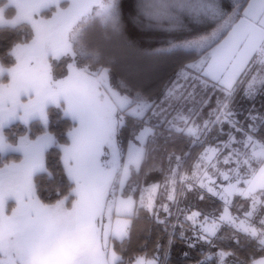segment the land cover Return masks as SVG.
I'll use <instances>...</instances> for the list:
<instances>
[{"label":"snow or ice","instance_id":"6c2138e0","mask_svg":"<svg viewBox=\"0 0 264 264\" xmlns=\"http://www.w3.org/2000/svg\"><path fill=\"white\" fill-rule=\"evenodd\" d=\"M140 35L156 93L110 54ZM0 53V264H264V0H0Z\"/></svg>","mask_w":264,"mask_h":264},{"label":"trees","instance_id":"16d2710c","mask_svg":"<svg viewBox=\"0 0 264 264\" xmlns=\"http://www.w3.org/2000/svg\"><path fill=\"white\" fill-rule=\"evenodd\" d=\"M3 35H7V33H4ZM137 47L136 48H126L124 45H122L119 42H113L110 45V54L114 56L126 69V71L123 73V75H126L130 77L131 79L137 81L138 83L142 84L147 91L156 93L157 90H159L162 87L163 80L161 79L160 75L157 72V65L158 60L156 57L151 56L147 54L151 49L159 48L161 47L160 42H145L143 39H140L139 36L136 38ZM0 62H4L3 54L0 53ZM169 65L171 62H168ZM59 71V69H57ZM120 78L119 75L115 76L113 78L114 82ZM259 101H257V107H259ZM246 106V105H245ZM71 121H67L65 123L63 120H57L55 115H52L51 117V123H50V130L54 133H60L67 131L68 126H70ZM39 128V123L34 122L32 125V132H36ZM24 126L22 124L17 125H11L9 126V133L15 134L17 137L24 132ZM163 144V141H161V145ZM185 151H189L188 148H185ZM193 153H196L197 149H191ZM50 153H52V150H49ZM162 151L160 153H157V156L161 155ZM16 154H11L10 158H14ZM57 157L54 154L48 155L47 160L50 165H54L56 162ZM151 161L148 162V164L145 165V170L147 171V168L151 165ZM191 161H189V164ZM183 171V169H182ZM143 174H141V179H143ZM163 180L162 174L158 173H152L150 174L149 181L157 182ZM209 206H215L212 201H206L200 205V207H209ZM151 229V232H150ZM224 234H221L222 236H227L229 234V229L222 230ZM151 235V239L148 242V249L143 251H150L152 248L151 241L155 240L156 233L155 230L152 229V226L150 224V221L145 217L144 214H141L138 219L135 220L132 234H131V243L127 245V252L125 254V258H127L129 255H136V254H142V250L140 249V245L145 242L146 237H149ZM182 245H177V248L174 252V259L179 258V253L182 249ZM225 250H228L231 247L230 242L224 243L221 245ZM194 256L192 257V260L188 262V264H195L196 259H198V251H193ZM251 253V249L248 250V254ZM244 254V253H242ZM264 254L257 252L254 259H258L260 257H263Z\"/></svg>","mask_w":264,"mask_h":264},{"label":"rangeland","instance_id":"374dc122","mask_svg":"<svg viewBox=\"0 0 264 264\" xmlns=\"http://www.w3.org/2000/svg\"><path fill=\"white\" fill-rule=\"evenodd\" d=\"M4 2H6V0H4ZM139 38L140 39H143L145 42H160L158 39H156V38H154V37H152V36H148V35H140L139 36ZM162 181V180H161ZM148 183H154V182H152V181H149ZM240 201H238V203H239ZM224 230V229H223ZM226 230H228L227 228H226ZM221 234H224V232L222 231L221 232ZM184 250H186V249H184L183 247H182V249H181V251H184ZM180 251V252H181ZM194 251V250H193ZM193 251H192V253H191V256L193 257L194 256V253H193ZM261 258H264V256L263 257H260V258H258V259H261Z\"/></svg>","mask_w":264,"mask_h":264}]
</instances>
